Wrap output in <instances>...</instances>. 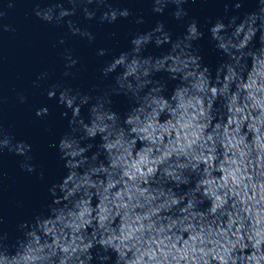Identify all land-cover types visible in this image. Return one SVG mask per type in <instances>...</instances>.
Segmentation results:
<instances>
[{
	"label": "clouds",
	"instance_id": "1",
	"mask_svg": "<svg viewBox=\"0 0 264 264\" xmlns=\"http://www.w3.org/2000/svg\"><path fill=\"white\" fill-rule=\"evenodd\" d=\"M15 2L0 5L3 31H14L2 21ZM152 2L156 13L171 4L176 19L188 15L187 0ZM67 3L70 8L63 2L37 4L33 11L49 24L66 23L73 35L89 42L95 40L93 33L66 18L82 11L90 21L101 8L106 9L101 23L132 15L107 0ZM239 19H217L209 29L215 47L227 57L215 75L194 47L203 33L193 20L174 42L162 23L135 34L131 50L102 69L104 76L119 74L115 85L99 95L51 85L49 99L59 93V103L73 113L70 131L59 143L68 173L50 189L54 199L48 215L20 224L22 236L15 243L0 231V264H92L94 251L102 262L115 254L114 264H264V0ZM152 43L170 44V50L145 57ZM108 51L100 49L98 55ZM65 59L63 75L75 78L70 70L78 60L71 53ZM161 72L178 81L170 96L166 82L155 78ZM47 75L41 74L37 86ZM113 93L133 102L123 119L110 107ZM26 100L20 97L21 103ZM92 101L85 120L81 108ZM36 114L47 115L48 109ZM98 136L99 145L84 143ZM31 148L0 124V154L7 149L31 161ZM21 167L35 171L31 163Z\"/></svg>",
	"mask_w": 264,
	"mask_h": 264
},
{
	"label": "water",
	"instance_id": "2",
	"mask_svg": "<svg viewBox=\"0 0 264 264\" xmlns=\"http://www.w3.org/2000/svg\"><path fill=\"white\" fill-rule=\"evenodd\" d=\"M55 2L71 7L67 0H16L15 7L8 10L7 17L2 21L11 25L14 31L0 29V124L15 141H24L32 146L28 153L31 161L7 149L0 154V231L8 234L9 243H15L17 237L22 236L20 224H30L37 215L49 214L48 205L54 199L50 189L54 184L61 183L68 173L65 161L60 158L59 143L70 131L69 122L73 113L59 103V93L49 99L47 91L52 84L72 87L92 96L99 95L115 85V77L119 74L115 72L104 76L102 69L122 52L131 50L135 34L152 31L158 23H162L174 42L187 34L188 25L193 20L198 22L203 33V37L194 42V47L199 48L202 63L215 75L227 57L215 47L209 29L217 19L228 23L234 15L240 17L239 23L246 14L255 12L259 7V0H187L183 7L188 15L176 19L173 15L175 5L170 4L163 13H156L152 0H107L112 8H126L132 15L127 19L120 17L115 23H101L100 14L106 10L101 8L96 18L90 21L84 19L82 11L66 18L93 33L95 40L89 42L73 35L66 23L57 26L36 17L33 9L37 4L44 8ZM237 3L242 4L240 9L235 8ZM0 5L6 8L5 0H0ZM226 6L229 9L227 12ZM90 7L95 8V5ZM140 19L143 23H137ZM61 39L65 40L64 44L59 43ZM254 44L260 46L259 33ZM100 49L109 51L101 56L98 55ZM169 50L170 44L157 47L152 43L145 48L143 55L159 57ZM69 53L78 60L70 70L76 74L75 78L63 75L67 63L65 57ZM42 73L48 75L39 80L37 86ZM155 78L166 82V95L169 96L178 84V81L170 80L167 73H157ZM94 87L97 91H93ZM21 96L27 97L24 103L20 101ZM110 100L111 109L122 119L134 106L123 94L113 93ZM91 103L94 101L81 108V116L85 120ZM42 108H47L48 114L37 116V111ZM84 143L99 145L101 140L98 136L94 141ZM96 151L94 147L88 155ZM101 159L104 157L101 156ZM26 162L35 166L34 172L22 169ZM41 171L44 172L43 178ZM93 255L92 264H114L116 259L112 254L111 260L102 262L95 258V251Z\"/></svg>",
	"mask_w": 264,
	"mask_h": 264
}]
</instances>
